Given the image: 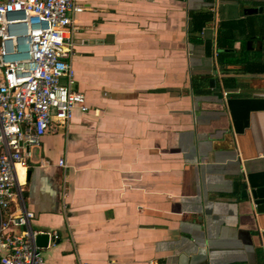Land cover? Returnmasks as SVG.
Returning a JSON list of instances; mask_svg holds the SVG:
<instances>
[{
  "label": "crops",
  "instance_id": "0c3cea01",
  "mask_svg": "<svg viewBox=\"0 0 264 264\" xmlns=\"http://www.w3.org/2000/svg\"><path fill=\"white\" fill-rule=\"evenodd\" d=\"M77 1L70 61L88 109L16 167L32 227L59 234L45 263L264 264V211L241 188L264 168V109L237 133L227 106L264 93L245 67L264 62V32L242 25L264 0ZM189 10L211 18L195 30Z\"/></svg>",
  "mask_w": 264,
  "mask_h": 264
},
{
  "label": "built area",
  "instance_id": "2783aa9c",
  "mask_svg": "<svg viewBox=\"0 0 264 264\" xmlns=\"http://www.w3.org/2000/svg\"><path fill=\"white\" fill-rule=\"evenodd\" d=\"M82 9L77 0H0V264H46L35 242L43 231L31 225L16 167L44 133L67 124L74 106L88 109L70 61ZM47 234L50 243L59 237Z\"/></svg>",
  "mask_w": 264,
  "mask_h": 264
},
{
  "label": "water",
  "instance_id": "95a60500",
  "mask_svg": "<svg viewBox=\"0 0 264 264\" xmlns=\"http://www.w3.org/2000/svg\"><path fill=\"white\" fill-rule=\"evenodd\" d=\"M246 13L263 12L264 2L257 7H248ZM264 37V35H263ZM227 106L233 121L235 132H242L249 123L251 111L264 109V93H252L250 96L229 97ZM241 188L244 194L252 201L259 212L264 211V168L249 170L243 174ZM264 245V231L261 233ZM48 241L47 232L37 233L35 242L38 246L45 247Z\"/></svg>",
  "mask_w": 264,
  "mask_h": 264
},
{
  "label": "trees",
  "instance_id": "16d2710c",
  "mask_svg": "<svg viewBox=\"0 0 264 264\" xmlns=\"http://www.w3.org/2000/svg\"><path fill=\"white\" fill-rule=\"evenodd\" d=\"M259 4H263L260 2ZM189 18L192 21L193 28L195 30H201V28L204 26V24L210 20L211 18V12L209 10H201V11H188ZM243 28L246 30L247 36L254 38V39H260L261 34L264 32V13L257 12L255 16L252 15H246V19L243 20ZM226 35L224 34V37ZM228 38V37H227ZM218 42H221V33H218ZM264 41V40H263ZM218 57L221 54V49L218 52ZM245 67L248 70H259L264 71V62H262L261 58L259 56L253 57L251 59L246 58L245 59Z\"/></svg>",
  "mask_w": 264,
  "mask_h": 264
}]
</instances>
